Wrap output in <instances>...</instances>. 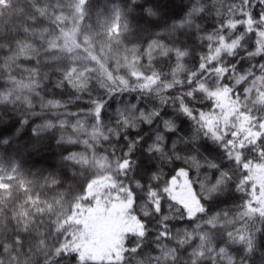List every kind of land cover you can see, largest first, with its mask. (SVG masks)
I'll use <instances>...</instances> for the list:
<instances>
[{
  "label": "clouds",
  "instance_id": "obj_1",
  "mask_svg": "<svg viewBox=\"0 0 264 264\" xmlns=\"http://www.w3.org/2000/svg\"><path fill=\"white\" fill-rule=\"evenodd\" d=\"M138 2L113 18L108 0H31L0 34V123L17 122L0 137V264H95L69 217L101 177L136 227L99 264H264L248 180L264 165V0H182L159 28L124 15ZM176 171L195 211L167 197Z\"/></svg>",
  "mask_w": 264,
  "mask_h": 264
},
{
  "label": "trees",
  "instance_id": "obj_2",
  "mask_svg": "<svg viewBox=\"0 0 264 264\" xmlns=\"http://www.w3.org/2000/svg\"><path fill=\"white\" fill-rule=\"evenodd\" d=\"M109 4L112 6L114 10V16L120 14L121 6L127 7L130 4V0H108ZM146 9H151L154 12L158 19H151L148 16ZM182 0H139L138 3L132 5L131 8L124 14L125 16L130 15L132 17L133 22H138L143 25H146L150 28H159L161 26L166 25L173 18L179 17L182 14ZM31 14V0H0V34H11L13 32H18L21 30L23 24L27 23V17ZM123 22V17H122ZM16 121L13 120L9 124L0 123V137L12 135L16 128ZM28 137V132L25 130L21 134V139ZM46 162V161H45ZM143 163V161H142ZM180 173H184L186 179L192 189V184L189 180L188 174L184 171H176L174 174L171 172L169 175L171 179L167 181V197L171 201L181 205L177 200L169 193L168 187L178 178ZM248 180L255 185V191L260 193V196H253V199H260V197L264 196V165L255 164L251 171L248 174ZM110 181L106 178H98L93 181L92 184L88 187V197H95L90 203H86L85 205H77L79 209V214L73 212V215L69 217L71 221L74 222V227L69 231V236L71 238V246L74 252H79V255H82V259H87L89 261L95 262V264H99V262L103 258H92L91 254H93L97 247L95 248V244L92 242L93 236H91V232L89 229H82V226H87L84 228L96 227V223L93 215V211H97L99 206L100 208H105L104 198L101 197L102 193H105L107 196H111L112 199L121 202V204H126L122 199H120L115 194L108 191V186ZM194 197L196 198V194L193 192ZM128 209V208H127ZM128 214V211H126ZM99 217V216H98ZM100 218V217H99ZM134 225V224H133ZM136 227V225H134ZM124 232L119 233L115 238L114 233H111L109 228H101L100 238L97 237V240H100L97 245L103 247L105 245H109L106 250L107 252L111 249H114L116 245L120 242ZM117 240V241H116ZM261 240L264 241V237H261ZM116 241V242H114ZM255 244L256 241H253ZM232 247V251L239 254H242V248L240 246H230ZM94 248L96 250H94ZM106 252V253H107ZM86 254H90L89 257H86ZM75 259V257H73Z\"/></svg>",
  "mask_w": 264,
  "mask_h": 264
},
{
  "label": "rangeland",
  "instance_id": "obj_3",
  "mask_svg": "<svg viewBox=\"0 0 264 264\" xmlns=\"http://www.w3.org/2000/svg\"><path fill=\"white\" fill-rule=\"evenodd\" d=\"M168 191L181 205L195 211L197 207L196 198L184 173H180L178 178L169 185ZM101 197L104 198L106 205L105 208L101 209L99 206L97 211H93L92 216L94 217V222H97L96 227L84 228L87 226H82V229H89L90 235L93 236L92 242L95 244L94 247H97V250L94 248L96 251L91 254L92 258H104L107 252L106 248L110 246V244L103 247L97 245L100 241L97 240V237L100 238L101 228H109L116 238L119 233H125L135 227L126 213L128 206L121 204V202L115 199L113 200L111 196H107L105 193H102ZM89 255L86 254L85 256L89 257Z\"/></svg>",
  "mask_w": 264,
  "mask_h": 264
},
{
  "label": "snow or ice",
  "instance_id": "obj_4",
  "mask_svg": "<svg viewBox=\"0 0 264 264\" xmlns=\"http://www.w3.org/2000/svg\"><path fill=\"white\" fill-rule=\"evenodd\" d=\"M80 257H81V259H82V255H81Z\"/></svg>",
  "mask_w": 264,
  "mask_h": 264
}]
</instances>
